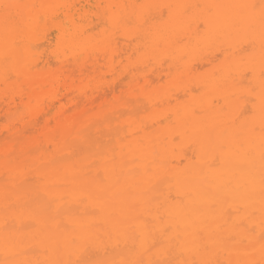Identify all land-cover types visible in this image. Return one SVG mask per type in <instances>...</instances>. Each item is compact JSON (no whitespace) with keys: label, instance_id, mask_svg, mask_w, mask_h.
<instances>
[{"label":"bare ground","instance_id":"bare-ground-1","mask_svg":"<svg viewBox=\"0 0 264 264\" xmlns=\"http://www.w3.org/2000/svg\"><path fill=\"white\" fill-rule=\"evenodd\" d=\"M123 1L0 0V264H264V0H211L204 34L180 45L198 46L194 62L177 66L174 56L160 69L124 68L90 83L117 49L111 34L80 42L76 20L105 8L119 28ZM169 15L153 51L174 48L183 30L181 10ZM51 28L67 53H53V63L19 58ZM122 33L125 54L137 44ZM165 76L172 90L151 89ZM244 93L253 115L237 119ZM168 96L188 98L174 106L171 127L154 128L166 117H136ZM105 124L127 126L112 152L100 140ZM164 186L179 199L161 200L167 220L151 214L150 231L129 202ZM233 208L242 217L228 223ZM162 242L167 251L152 248ZM218 255L222 262L208 260Z\"/></svg>","mask_w":264,"mask_h":264},{"label":"rangeland","instance_id":"rangeland-1","mask_svg":"<svg viewBox=\"0 0 264 264\" xmlns=\"http://www.w3.org/2000/svg\"><path fill=\"white\" fill-rule=\"evenodd\" d=\"M6 1V0H3ZM12 1V0H8ZM16 2H21V0H14ZM124 6H126V11L123 13V20H121L119 26L117 28H112L111 23L107 19V15H109V12L106 11L105 8H96V7H90L93 12L92 15H90L88 18L82 19V20H76V25L78 26L79 30V41L80 42H88L92 41L94 42L105 37L108 34H111L113 36L112 40L115 43L116 49L114 51V59L112 62L111 67L106 71L105 74H99L96 79L91 81L90 83H94L96 85L103 84L104 82L111 81L113 79V74L118 73L122 69L132 70V71H153L157 68H161L162 65L166 67V64L171 61L172 57L176 56L178 62L177 66H180L181 64L187 63V62H194V55L198 53L199 48L198 46H190L188 49H182L180 47L181 44L186 42L188 39H197L200 38L202 34H204L205 26H204V11L207 9H211L214 5V2L211 0H130V2L123 1ZM104 6V4H101ZM160 9L161 13L157 14V10ZM179 9L182 12V19H183V30H180L174 37L173 40L176 41L175 47L163 50L161 48H156L153 51L151 42L153 38L155 39V36L158 35L160 30L163 27H166L170 25V15L169 11ZM99 17V18H98ZM90 18V20H89ZM53 19L48 18L46 19V26L48 24H51ZM91 21V22H90ZM118 25V24H117ZM65 27L68 28V30L71 29V26L69 23L66 22ZM159 29V31H157ZM128 33L131 35L134 39V43H136L135 48H131L128 50L127 53L123 54L119 52V48L123 44L125 38L123 36V33ZM33 43L30 42L28 48L25 49V52L21 56H19L20 59H25L28 57H37L42 56V58H47L50 63L54 62V56L53 53H59L64 52L67 53L64 49H58V32L54 29H49L47 40L39 39L38 37L36 39H33ZM191 40V42H193ZM87 45V43H86ZM245 47V46H244ZM252 50H246V53H250ZM67 55V54H66ZM1 56V55H0ZM68 56V55H67ZM78 57H83L84 54L81 52H78L76 55ZM217 63V62H216ZM168 65V64H167ZM4 65L0 66V70L3 69ZM163 66V67H164ZM162 67V68H163ZM179 69V68H177ZM176 71V68L173 69V73ZM203 70V69H202ZM246 70V69H245ZM244 70V71H245ZM178 71V70H177ZM204 71V70H203ZM202 71V73H203ZM248 71V69H247ZM250 76V74L248 73ZM246 76V73H245ZM249 76L247 79H249ZM246 79V78H245ZM246 79V80H247ZM243 80V79H242ZM245 80V81H246ZM244 82V81H243ZM244 82L241 83V86H244V88L251 89V83ZM249 83V84H247ZM2 84H0V90L2 88ZM171 88V81L170 77H162L161 80H153V84L151 89H157V90H172ZM197 91V90H196ZM195 91V92H196ZM194 93V92H193ZM198 93V91H197ZM196 93V94H197ZM195 94V93H194ZM193 94V95H194ZM242 94L240 96L241 99H239V104L242 103L245 105L244 107H239L240 111V117L237 119H249L250 116L253 115V110L250 107L255 100H251V93H247L248 96H245ZM169 97V96H168ZM186 98V99H185ZM179 97L177 100L173 99L172 97H169L167 100L162 101L161 103H157L154 105V108L152 106H148L145 104L142 108H139L138 112L135 114L136 117H139L140 120H147V119H162L166 117L165 121H162L160 126L154 125L155 129H158L159 127H171L173 122V114L172 110L175 108L178 103L185 102L182 100H187L188 98L185 96ZM250 99V100H249ZM243 102H242V101ZM181 101V102H180ZM221 102L214 101V104L216 106H220ZM220 104V105H219ZM251 104V105H250ZM250 105V106H249ZM251 108V109H250ZM128 110L122 109L117 112V116H119L120 119L125 120L126 117L129 115ZM237 113V115H238ZM243 113V114H241ZM235 115V116H237ZM247 116V117H246ZM135 117L136 120H138ZM245 117V118H244ZM6 121L5 115H3L0 118V125ZM110 124V128H108L109 124H105L106 129L104 133H102L101 139L102 144L105 147L107 151L113 150L115 147L116 139L122 138V132L125 131L126 125H112ZM104 126V127H105ZM99 133V132H98ZM101 134V133H100ZM99 136V135H98ZM177 141V139H175ZM195 161V159H192ZM163 186V185H162ZM165 187V186H164ZM160 190V194L156 195V197L149 201H134L129 202V210L134 213H145L147 214V223L146 225H149L147 227L148 230L154 231L156 229V226L154 227L155 220H151L148 216H151L153 213H158L160 216L161 224H164L167 220V214L163 213L165 211L163 210V206L161 200L164 199L165 203L176 202L179 199V196L174 195L172 191H169V189H166V187ZM154 195V196H155ZM162 196V197H161ZM241 215V208H233L228 211L227 214V222L232 223L236 217H242ZM158 216V217H159ZM154 221V222H153ZM170 228V227H169ZM166 227L165 232L168 233L170 229ZM128 231H133V228L129 229ZM152 248H159V250H166L165 248V242H162L160 244H156L155 246L152 245ZM160 258L162 260H165L166 254L162 253ZM211 262L219 263L222 262L219 255L218 256H210L208 258Z\"/></svg>","mask_w":264,"mask_h":264},{"label":"snow or ice","instance_id":"snow-or-ice-1","mask_svg":"<svg viewBox=\"0 0 264 264\" xmlns=\"http://www.w3.org/2000/svg\"><path fill=\"white\" fill-rule=\"evenodd\" d=\"M7 7V6H6Z\"/></svg>","mask_w":264,"mask_h":264}]
</instances>
